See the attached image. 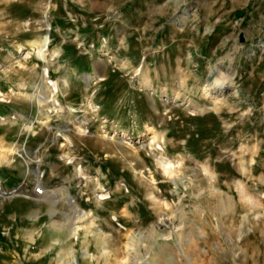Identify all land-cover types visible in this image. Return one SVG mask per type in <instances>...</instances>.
I'll use <instances>...</instances> for the list:
<instances>
[{"label": "rangeland", "instance_id": "374dc122", "mask_svg": "<svg viewBox=\"0 0 264 264\" xmlns=\"http://www.w3.org/2000/svg\"><path fill=\"white\" fill-rule=\"evenodd\" d=\"M48 1L50 8L44 17ZM45 28L51 40L49 52L61 43L67 46L58 59L51 60L52 67H46V81L55 83L64 73L63 65L70 66L76 57L75 63L81 61L78 77L88 73L94 63H108L107 80L94 86L99 111L75 116V122L83 120L84 136L75 133L68 118L63 117L66 123L59 120L56 111L51 113L48 125L38 126V134L29 140L19 126L11 130L3 144H16L18 153L12 159L19 175L10 177V168L5 172L0 167V194L10 197L6 189L24 183L17 197L27 200L25 195L35 180L44 190H54L65 176L74 174L76 167L86 175L100 170L109 195L102 200L107 203L102 210L83 205L87 194L80 188L88 177L72 191L79 202L83 201L81 208L95 213L94 228L86 234V243L81 244L79 235L72 238L76 252H83L89 245L83 264H96L91 259L101 245L97 244L96 231L107 233L106 242L111 241L123 254L128 233L133 231L140 242V254L155 252L160 262L168 257L172 264H264V0H0V73L11 59L14 63L19 59V46H29ZM33 58L31 64L39 65L36 71L41 72L40 62ZM122 63L130 64L127 70H119ZM134 71L151 76L158 71L160 77L155 83L159 88L166 86L168 96L180 90L177 82L183 74L188 78L186 90L180 92L208 107L209 101L199 99L200 88L219 75H231V81L224 93L225 105L218 110L207 107L191 112L177 102L155 99ZM20 80L31 86L38 79L14 72L7 82L1 74V91L7 92L12 88L9 83ZM83 86L81 83L67 92L65 99L71 103L83 99ZM61 99L64 97L59 95L58 108L64 107ZM21 110L27 115L37 112L27 101L12 100L10 104L0 103V119ZM146 123L165 132L168 156L182 154L189 158V163L182 166L183 175L193 174L194 160L208 162L215 170L216 182L197 180L191 191L173 197L174 186L156 166L153 152L140 146L135 158L130 147L96 137L98 130L110 131L115 125L134 137ZM62 127L69 130L73 143L60 133L67 130ZM134 161L137 168H151L156 175L159 188L155 190L171 205L164 212L175 221L174 228L159 226L151 232L150 225L159 217L145 196L150 188L146 180L149 174L141 181L130 168ZM240 161L249 172L240 170ZM28 165L38 168L40 176L30 173L25 180ZM211 186L219 191L218 197L209 192ZM197 192L201 194L196 196ZM228 204L231 209L224 207ZM31 207L42 212L36 226L43 223L47 217L43 204L31 203ZM58 208L65 209L63 205ZM54 218L61 220L63 216L56 213ZM24 225L31 228L29 223ZM15 234L8 239L11 250H18ZM168 234V241L154 238ZM177 234L184 237L180 246L175 242ZM69 260L65 257L61 264H69Z\"/></svg>", "mask_w": 264, "mask_h": 264}, {"label": "bare ground", "instance_id": "6f19581e", "mask_svg": "<svg viewBox=\"0 0 264 264\" xmlns=\"http://www.w3.org/2000/svg\"><path fill=\"white\" fill-rule=\"evenodd\" d=\"M49 8H50V2L48 1L44 7V10H43L44 17H45V14L47 13V11L49 10ZM44 22H46V21H44ZM50 42H51V40H50V37L48 34V28H45V32L41 35V37L39 39L33 40L29 44V46H27L26 48L19 46V48H18L19 55H20L19 59L16 61V63L12 62L11 64H9L8 69H9V67H10V69L12 67H14L13 65H15L18 68L25 67L24 62H26L28 59L32 58V56H35V58H37V60H39L43 64V69L41 71V74L39 73L41 75L40 79L37 80V82L35 83L34 91L32 90L33 91L32 93H27V92L23 93V92L17 91L18 93H16V94L17 95L20 94L21 96L24 95L25 98L30 97L31 99H35L39 108L40 107L42 108V106L44 107L45 104L47 105L48 103H50L51 105L47 110L48 114L52 113L53 111H56V113H59V115L61 113V115H60L61 117L68 118L70 120V123H73L74 127H72V129L74 128L76 131V132L75 131L74 132L79 134V135L84 136L85 135L84 130H82L83 127L81 128V126L83 124V120L75 122V120H74L75 118H73L72 116L74 115L75 112H79V113L85 112L86 113V111L88 109L89 110L91 109L92 112H95L98 110V107L96 105H93L90 100H87V101L82 102L80 104V106H78V107L66 105L62 108H58V107H60L59 103H58V98H57L58 83H53V82H50L49 80L46 81V77H45V76H47L46 73L48 71V70H46V67H49L51 65V60L56 59V58L58 59V57L60 55L59 49L53 50L52 52H49ZM121 67L124 68L125 63H122ZM7 71L8 70H3L4 75L7 73ZM28 72H30V71H28ZM135 74L138 75L139 72H134L133 75H135ZM155 74H156V78H158L159 75L157 73H155ZM36 77H37V75H36ZM99 78H101L100 75H96L94 77H91L90 74H84L83 75V79L86 81L87 84H90L92 82V80H95V79L101 80ZM179 78L180 79L177 82L178 88L180 90H184V89L186 90V88H185L186 83H187L186 79L188 77L185 79V76L182 74V75H180ZM37 79H38V77H37ZM139 79L142 82L143 87L146 88V90H149L151 92H152V90H154L152 88V79L149 77V75L145 71L141 72L139 74ZM230 81H231V75H219L217 78L213 79L211 82L208 81L207 84L203 85L200 88L201 91L199 93V99H201L203 102L209 101L211 103L209 107L206 105L202 106L200 103L193 102V100H192V98H190V96H186V94L181 93L180 90L175 91V94L173 96H167L165 93V95L160 96V99H161V101L163 99L164 100L163 102H166V103H169L171 101L173 103L177 102L178 105L184 106L186 109H188L191 112L204 111L207 107L212 109V110H218L221 106L225 105L224 93L229 88ZM43 83H45V85ZM19 85L24 86L23 83H21ZM26 87H28V86H26ZM16 90H18V89L16 88ZM21 90H23V89H21ZM165 90H166V88L164 87L161 89V92H165ZM154 93H157V92L154 91ZM191 93H192V91H191ZM9 94H10V96L15 95L14 91H12V90H10ZM5 96H6V94L0 91V101L5 100L6 99ZM46 108H47V106H46ZM40 111H43V110H40ZM44 111H46V110H44ZM22 119H23L22 114H15V115L12 114V115H8L6 118H1L0 123H6L9 121L10 123L13 124V123H15L16 120L21 121ZM30 122H31V120H30ZM39 122H40V120H39ZM41 123H45V122L41 121ZM41 123H39V124H41ZM31 125H26L23 123V127H26L28 129H31ZM62 128H64V127H62ZM102 128H104V127H101L100 129H102ZM65 131H67V130H61L60 133L61 132L65 133ZM98 132H99L98 133L99 135L96 137H99V139H102V140L107 139L108 141H114V142L116 141L123 146L130 147L129 150H131V155H134L135 158H138L137 156H139L140 146H142V147L144 146L145 149L147 148L151 152H153L155 155L156 166L159 168V170L162 172V174L165 176V178H167L169 180L167 182H172V184L174 186L173 190L171 192L173 197H180V195L183 196L186 193H188L189 191H191V189L194 187V185H193L194 182L197 180H203L204 179V180H207L208 182H210V184L215 183L217 180L215 170L210 167V164L208 162H200V161H196V160H194V168L195 169H194L193 174L183 175L182 166L186 163L187 164L189 163V161L187 160L189 158L183 156L182 154H178L177 156H174V157L168 156L166 154V150L164 148V144L166 141L165 140L166 135L162 131L160 133V130L159 131L156 130L152 125H149L146 123L143 126L142 130H139V131H137V133H135L134 137H131L130 135H132V134H130L129 132H127L123 129L118 130L116 128H114L110 131H108L107 129L101 130V131L98 130ZM132 140H134V141H132ZM130 141H132V142H130ZM67 142H69V141L67 140ZM135 144H137V146H134ZM4 145H3V143L1 144V142H0V165H3V164L11 165V163L14 162L12 159V156L16 152L18 153L16 144L10 143L9 145H6V146H4ZM130 162H132V161H130ZM26 167H27V170L25 171L26 174L24 176L25 180H26V178H28V175L30 173L35 175L36 177L40 176V172H39L38 168L31 169L29 167V165ZM130 168L133 171V173L135 172L134 174H136L138 176V178L141 179V181H142V178H144L147 173L149 174V178L146 180H147L150 188L146 191L145 196H146L148 202L150 203V206L152 207L154 212L159 217L156 222H152V224L150 225V230H152L151 232L156 231V229H158L159 226H162L164 228H174V222L175 221H172V219L168 215L166 217V213L164 212V210L168 211V209L170 208L171 205H169L166 200L160 198L158 191L155 190V189H158L159 186H158V184H155L156 175L153 173L151 168H147V171L143 170L142 168H137L135 161H134V163H130ZM239 168L243 173H246L249 170L248 166L245 165V163H243V162L239 163ZM76 177L80 181H82V179L88 177L85 182H89V183L92 182L94 184V188H98V190L95 193V198L97 200H98V198L102 199L104 195L105 196L107 195L105 192V188L102 187V185H101L102 183H99V182H101V180H100V178H98L97 174L86 175L85 172H83L82 170H79V171H77ZM77 178H76V180H77ZM78 183H76V184H78ZM23 186H24V183L21 184L17 188L20 189ZM17 188L14 187V188H11L9 190V192L11 194L10 197L21 195V192L16 193L15 189H17ZM200 188H202V187H200ZM199 191H200V189H199ZM203 192H205V191H203ZM209 192H211V194L214 197L219 196V191L217 189L213 188L212 186L210 187ZM200 194H201V192H197L195 195L199 196ZM0 196H4V195L0 194ZM201 196H203V195H201ZM29 198L34 199V200L37 199V200L46 201L47 204H49V206H50V213L51 214L55 212L56 204H58L60 201H66L68 203V205L70 206L72 213L75 212L77 214L76 219L79 220V222H80V220L82 222V220L85 221V219H87L86 213L82 212L78 208L73 197L70 195L67 187L62 186V187H59V188L54 189V190H43L40 195H30ZM181 199L182 198H180L179 202H181ZM217 206H219V205H217ZM224 207H228L229 209H231L232 206H231V204H228L227 206H224ZM180 208L182 210H184L183 207H180ZM219 208H218V210H219ZM68 211H70V210H68ZM179 211H180L179 213L182 214L181 210H179ZM220 211H221V208H220ZM69 214L66 215V219L64 221H54V220L51 221L50 222L51 229H53V230L54 229H61L63 227L66 228L67 226H69L74 220V217L69 215ZM76 223H78V222H76ZM76 223H75V225H76ZM93 226H94L93 223L89 222V223L85 224L84 226H82L81 228H85L89 232V230ZM128 236H129V238H128L129 240L126 243L125 249H124L126 251L125 254H123V252L120 249L110 248L108 246H103L99 249L97 255L95 256L97 261L102 260L104 262V264H161V262L167 263V264H172L171 262L169 263L168 257H167V259L160 262L158 259V255H156L155 252L150 253L148 256H145V254H140V252L142 250H140V249L138 250V247L140 246L139 245L140 242H138V240H137L138 236L133 231L129 232ZM155 237H156V239H158V238L162 239L163 238L165 241L170 240L169 234L165 237L163 235H158V236L155 235L154 238ZM174 238H175V242L178 246H180L182 241H184L183 234L174 235ZM148 251H150V250L148 249ZM148 251H146L145 253L148 254L147 253ZM143 253H144V251H143ZM85 254H86V252H85ZM58 258H60V257H58ZM160 259H161V257H160ZM72 263L75 264L76 259L73 258Z\"/></svg>", "mask_w": 264, "mask_h": 264}, {"label": "crops", "instance_id": "0c3cea01", "mask_svg": "<svg viewBox=\"0 0 264 264\" xmlns=\"http://www.w3.org/2000/svg\"><path fill=\"white\" fill-rule=\"evenodd\" d=\"M75 38L78 40V37H75ZM64 44L61 43L60 47H58V49L60 51V55L59 56H61V53L63 52V50H65L67 48V46H65ZM50 45H51V42H50ZM58 49H56V50H58ZM17 55H18V53H17ZM111 56H113V55H111ZM33 57H35V56H32V58H30L26 62H24L25 67L18 68L15 65H13L14 67H12L11 69L9 67V69H8V66H7V69H6V70H8L7 73L4 75V73L1 72L0 75L3 74V78L7 82H8V79L10 77V74H12L14 72L15 73L16 72H21V73L29 74V75H33V76L35 75V77L37 75L38 80H39L40 76H41L40 75L41 72L36 71V69L39 67V65H37L38 66L37 67L35 64H31V60L33 59ZM78 58L79 57H76L73 60V62L70 64V66H68V67L66 65H63V67L65 68L64 73L62 75H60L61 77H59V79L56 80V82H55V83H58V93H57L58 103H60L59 102V95H61L62 97H64V99H61L62 101H64L63 103H61L63 106L70 105V106H73V107H78V106H80V104L82 102L87 101V100H90L93 105L98 106L97 100L94 98L95 97V95H94L95 94L94 86L96 84H100L101 82H105L107 80V76H106L105 73L107 71L108 63L107 62H103V63H101L100 66L98 65V63H94L93 65H91L89 67V72L85 73V74H90L91 77H94L96 75H100L101 78H99V79H101V80L95 79V80H92V82L90 84H87L84 79L81 80V77L83 78L84 74L80 75L79 77L77 75L78 68L81 66V61H79L78 64L75 63L78 60ZM98 59L99 58L97 57V60ZM36 60H37V58H36ZM12 61H15V60L11 59V61H9V64H11ZM184 61H185V63L187 65L189 64L187 62V57H185ZM37 62H40V61L37 60ZM128 65H130V64H125L124 69H122L123 67H121V65H119V70H127V67H129ZM42 66H43V64L40 62L41 71H42ZM73 66H74V68H73ZM97 66H99V67H97ZM50 67H52V64L48 67V69ZM59 68H60V66H59ZM133 70H135V69H133ZM28 71H30V72H28ZM131 71H132V69H131ZM155 73L159 74L158 71L154 72L153 76H151L149 74L151 76V79H152V88L154 89V90H152L151 93L154 94L155 99H160L161 95H165V93H166V95L168 96L169 93H168V89L166 88V86H164L166 88L165 92H161V89L164 88V87L159 88V83H155L158 80V78L160 77V76H158V78H156V74ZM139 82L142 85V82L140 81V79H139ZM21 83H23L24 86H20L19 84H21ZM81 83L84 85L82 87V91L85 92L83 94L84 95L83 99H78L76 102H72V103L69 102L68 99H65L68 96L67 92H72L73 90H75V87L77 85L80 86ZM9 84L10 85H8V87L12 86L11 89H8L7 92H3V91H1V88H0V91L5 93L6 94L5 97L8 98L10 96L9 92H10V90H12V91H14L15 95H11L10 98L12 96H15V98L19 97V99H5L3 101H0V103L10 104L12 100H17V101H21V102L22 101L23 102L27 101L28 104L31 106V109L35 107L37 109V112H35L33 114H30V115H27V114L24 113L23 110H21V112L16 113V114H22L23 115V119L22 120H27L28 119L27 122H22V120L21 121L16 120L15 123H13V124L10 123L9 121L6 122V123H0V142H1V144L6 142L7 137L10 135V131L14 130L16 126H19V127H17L19 131L24 130L25 132H27V139L28 140L32 137V135L36 136L38 133L35 130L37 128H39L38 126H41V124L46 127L48 125V121H49V118H50V115H51V113L50 114L47 113V110H48V108L51 105L50 103H48L47 105L45 104L44 107L42 106V108L41 107L39 108V106H38L37 102L35 101V99H31L30 97H27V96H26L27 98H25L24 95L21 96L20 94H18V95L16 94L18 92L32 93L34 91L35 82L31 86H28L24 81H21V80L16 82V83H14L13 85H11V83H9ZM43 84L45 85V83H43ZM26 86H28V87H26ZM16 88L18 90H16ZM91 88H93V89H91ZM21 89H23L24 91L21 90ZM154 91H156L157 93H154ZM186 93H187V91H186ZM162 103H164V102H162ZM46 106H47V108H46ZM152 109L155 112H158L157 108L153 107ZM40 110H43V111H40ZM44 110H46V111H44ZM87 111L92 112L91 109L90 110L88 109ZM98 111H99V108L95 112L97 113ZM40 113L42 114V116H40L41 115ZM78 113L79 112H75L72 117L75 118V116ZM13 115H15V114H13ZM27 116H29V117H27ZM57 118H59V120H62V121L65 122V118L61 117L60 115ZM30 120H31V122H30ZM39 120H40V122H39ZM41 121L42 122L44 121L45 123H41ZM23 123L26 124V125H31L32 124L31 125V129L23 127ZM39 123H41V124H39ZM147 124H149V123H147ZM149 125H151V124H149ZM153 127L156 130L159 131V129H157L155 126H153ZM64 128L67 129L66 127H64ZM114 128H116V125L113 126V129ZM116 129L122 130L120 127H117ZM57 131H58V128H56V133H58ZM68 131L69 130L67 129V131H65L64 134H66V136L69 137V132ZM161 131L162 130H160V133H161ZM136 133H137V131H136ZM163 133L165 134V132H163ZM69 139H70L69 141L73 143L72 138L69 137ZM53 140H55V138H53ZM7 145H9V144H7ZM4 146H6V145H4ZM62 146H64V144ZM240 162H242V161H240ZM13 163L14 162H12L11 165H8V166L6 164H3V165H0V167L5 169V172H6L7 168H10L11 170L8 169L10 177H17L19 175L18 174V168L16 166H14ZM79 170H82V169L80 167L79 168L76 167L75 170H74L75 172H74L73 175L65 176L66 177L65 180H63L61 182L59 187H62V186L67 187L70 195L73 197V199L76 202L78 208L82 212L86 213L87 219H85V221L82 220V222H81V220L79 222V220L76 219V215L77 214L75 212L72 213V211L70 209V206L68 205V203L66 201H60L58 204H56L55 212L51 214L50 213V206H49V204H47L46 201L37 200V199L34 200V199H30V198L27 199L28 200L27 201L25 198H21V197H17V196L6 197L5 194H4L5 197L4 196H0V261L1 262H3L4 264H27V263L47 264L48 262L53 261L54 264H61L62 260H64L65 257H69L70 258L69 264H73L72 263L73 258L76 259V263L75 264H83L82 261L85 259V257L88 254L87 250L89 248V245L87 243L84 246L85 248L83 249V252L82 251L81 252H76V250H75V248L73 246L72 238L74 237L75 234L77 236L79 235L81 244L86 243L85 236L88 233V231L85 228H81V227L84 226L85 224L89 223V222H92L93 225H94L96 220H95V216H94L95 213L92 210L87 211V210L81 208L80 203L83 202V201L79 202L78 199H77V196L74 195V193L72 192L78 186L76 183H78V182L80 183L81 182L76 177L77 171H79ZM90 174H97V176H98V178H100V180L102 179V177H104V175L103 176L101 175V171L100 170L99 171L96 170L94 173H90ZM23 176L24 175L22 174L21 177H23ZM76 178H77V180H76ZM99 183H102V182H99ZM41 185L44 188L42 183H41ZM101 185H102V187H104L103 183ZM59 187H57V188H59ZM11 188H9L8 190L6 189V191L9 192V190ZM80 190H82V192H86V194H87L85 196L86 200L83 202V205L88 206V205L92 204V205H95L96 207H98L100 210H102L104 205L107 204L106 202H104L102 200H104L105 197L109 196V195H106V196L104 195L102 199L98 198V200H97L95 198V193L98 190V188H94V184L92 182H90V183L89 182H84V184L82 185ZM105 192H106V190H105ZM2 195H3V193H2ZM82 195H85V194H82ZM31 203L43 204V206L45 207L44 213H45V215L47 217H46V219L44 220L43 223H40L37 226H36V224L38 223L39 216H40V214L42 212H41L40 209H37V208L32 209ZM60 205H63L65 207V209L64 210H60L58 208ZM126 209L127 208H125V211H127ZM68 210H70V211H68ZM56 213H61L63 218L61 220L55 219L54 215ZM67 214H69V215L74 217L73 222L69 226H67L66 228L63 227L61 229H54V230L51 229V226H50V222L51 221H53V220L54 221H64L66 219V215ZM25 222L29 223L31 225V228L30 227L26 228L25 225H24ZM76 222H78V223H76ZM75 223H76V225H75ZM20 225H21V227H20ZM93 228H94V226L89 230V232H92ZM14 232L16 233L15 237L17 238V241H18V244H19L18 246L16 245V248H18L19 252H18V250H11V248L9 246V243H8V239H10L11 234L14 233ZM95 234L98 237L97 244L101 242V245L96 247V255H97L99 249L101 247H103V246H108L110 248H116V247H113L114 244H112L111 241L106 242V240H107V238L109 236L107 233H105L103 231H96ZM36 242H37V245L35 246ZM85 252H86V254H85ZM96 255H92L91 259L93 261L95 260L94 262L96 264H100V263L104 264V262L102 260L101 261H97V259L95 258ZM48 257H50V260H48ZM58 257H60V258H58Z\"/></svg>", "mask_w": 264, "mask_h": 264}, {"label": "built area", "instance_id": "2783aa9c", "mask_svg": "<svg viewBox=\"0 0 264 264\" xmlns=\"http://www.w3.org/2000/svg\"><path fill=\"white\" fill-rule=\"evenodd\" d=\"M31 185L32 186H31L30 192L27 195H25L27 198H29L30 195H40L42 193V191L44 190L41 183L37 180L33 181ZM15 190H16V193L21 191L19 188L15 189Z\"/></svg>", "mask_w": 264, "mask_h": 264}]
</instances>
